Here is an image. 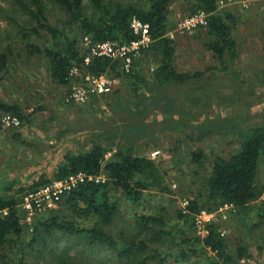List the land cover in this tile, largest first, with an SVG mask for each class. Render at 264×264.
Returning a JSON list of instances; mask_svg holds the SVG:
<instances>
[{
	"label": "rangeland",
	"instance_id": "374dc122",
	"mask_svg": "<svg viewBox=\"0 0 264 264\" xmlns=\"http://www.w3.org/2000/svg\"><path fill=\"white\" fill-rule=\"evenodd\" d=\"M142 2L149 3L148 0ZM0 6L3 9L0 16L3 36H8L14 39L16 45H21L16 50L15 61L1 82L0 96L7 102L19 103L29 115L28 122L13 126L4 121L7 114L0 111V191L11 183L17 186L18 183L29 181L33 173H40L42 167L51 165L53 169L62 159L57 153H61L63 149L74 153L86 151V143L90 137L85 132L93 128L108 124L107 128H112L108 134L114 135L116 132L123 138L130 130L157 132L155 138L140 145L139 151L159 162L173 193L145 191L138 202L121 197L119 212L108 230L118 240H121V233L125 234L127 241L144 239L148 244L138 254L139 260L154 255L157 250L159 255L150 259L148 264H158L164 256H167L166 264H210L214 260L219 264H226L201 241L194 242L196 237H204L207 233V223L218 222L231 254L237 256L239 249L244 248V255L238 256L240 261L245 260L246 264H264V222L256 213L244 217L236 207L228 204L213 212L203 210L206 213L201 211L194 218H189L188 222L179 213L181 210L185 212L189 199L205 200L206 180L211 175L214 159L217 156L227 158L241 147L236 140L227 136L228 131L237 125L250 127L264 124V0H219L220 10H231L237 17L234 35L239 56L227 72H210L205 78L194 79L185 85H174L166 90H158L155 86L149 88L147 83L153 81L152 67L157 66L161 58L160 52L152 43L143 53L147 57L146 63L136 67L143 73L145 81L136 83L134 78L122 73L115 77L114 90L119 91L118 94L114 92L101 99H93L87 105L67 102L71 82L69 85L54 83L48 59L40 54L29 55L25 45L22 46V38L16 32L14 19H18V10L13 0H0ZM190 6L189 0H173L170 6L169 34L175 42L176 67L181 72L190 73L203 71L209 66L219 67V61L206 47L210 40L206 31L207 24H198L191 29H182L180 26L194 14L191 13ZM53 13V23L58 21L57 25L62 27L61 12L56 10L54 16ZM72 34L77 37L79 46L83 47V38L78 30ZM29 42L51 45L45 34L33 36ZM227 87L231 88L228 90ZM231 89L237 94L232 95ZM200 93L202 98L207 95L203 103H192L190 98ZM117 96L125 97L123 102L131 107L133 99L138 102L148 96L150 99L145 104L150 106L146 111L132 112L131 107L127 108L117 102ZM154 99L162 103L153 104ZM164 100H168V103L164 104ZM188 109L191 111H187ZM115 119L123 120L125 124L114 125ZM168 120H180L187 124L185 126L195 127L198 131L213 129L215 135L205 141H190L183 131L165 129L164 125L169 123ZM17 133L22 140L31 144L17 140ZM81 133L83 135L78 142L71 140L74 134ZM195 150L205 153L202 165L192 161L191 153ZM112 155V151L108 152L106 161ZM105 176L103 173L98 178L105 179ZM263 199L264 195L255 203L259 205ZM60 201L53 208L36 216L31 226L24 217L23 208L19 206L24 231L15 242L0 248V264L17 263L22 257L31 263L56 264L51 253L44 259L34 258V254L22 242L31 238L38 220L49 216L52 209L63 211ZM140 214L163 217L167 224L165 229L171 235L154 240L151 230L142 232L137 224V216ZM81 223L85 226L92 224L89 219H83ZM186 238L188 241L183 243ZM58 245V254H69L80 264H135L136 261L135 257L120 259L111 249L101 245L91 251L83 239L68 238L60 240ZM182 249L186 254L180 256ZM193 250L197 254H193Z\"/></svg>",
	"mask_w": 264,
	"mask_h": 264
},
{
	"label": "trees",
	"instance_id": "16d2710c",
	"mask_svg": "<svg viewBox=\"0 0 264 264\" xmlns=\"http://www.w3.org/2000/svg\"><path fill=\"white\" fill-rule=\"evenodd\" d=\"M148 1L149 3L142 0H13L18 10L16 15L18 19H14L16 32L20 34L22 38L20 43L22 46L25 45L29 55L40 54L48 59L52 81L59 85L70 84L71 70L75 66L91 74H108L115 78L124 73L134 78L136 83L145 81L143 73L136 69L138 65L143 66L146 63L145 54L134 62L130 72L123 71L120 63L109 57H96L85 66L82 55L84 47L79 46L77 37L72 34L78 30L82 38L90 36L93 41L114 40L128 43L139 38L131 27L132 19L135 17L149 24L154 39L153 46L161 54L158 65L152 72L153 81L147 83L149 88L155 86L158 90H166L174 85H185L194 79L207 77L210 72L223 74L236 63L239 56L234 35L237 17L231 10H220L219 0H189L192 14L204 11L207 15L206 31L210 40L206 47L213 52L221 65L216 68L209 66L195 73L181 72L176 67L175 42L169 34L171 31L169 14L173 0ZM56 10L61 12L62 27L57 25L58 21H55L56 24L52 21V13L54 12V16ZM2 12L0 6V16ZM3 33L4 30L0 27V86L10 65L15 61L16 50L18 51L21 46L16 45L14 39L8 36L5 38ZM43 34L49 37L51 45L29 42L31 37ZM230 88L227 87L228 90ZM114 92L119 93L114 90L110 94ZM110 94L94 96L92 100ZM201 94L192 96L190 101L201 105L207 97L206 95L202 98ZM231 94L235 95L237 92L231 89ZM146 98L138 102L131 99L132 107L125 105L123 102L125 97L120 96L116 100L127 108L131 107L132 112H139L148 110L150 105H146L145 102L150 97ZM156 100H153V104L162 103ZM163 103H168V100H164ZM0 111L19 118L21 123L29 121V115L19 103L7 102L1 96ZM168 121L169 123L164 125L165 129L183 131L190 141H205L215 135L213 129L198 131L195 127L185 126L187 124L180 120ZM116 124L124 125L125 122L115 119L114 125ZM107 127L108 124H105L101 128L96 127L85 132L90 137L86 143V151L74 153L61 149V153L57 154H60L62 159L53 169L51 165L42 167L40 173H33L29 181L18 183L17 186L11 183L0 191V248L22 236L24 223L19 206L27 193L54 179H65L83 172L87 175L85 180L79 182L61 199L63 211L52 209L49 216L39 219L31 238L22 242V245L28 246L30 253L37 259H44L51 253L56 264H80L71 255L56 252L60 240L68 238L83 239L91 251L101 245L111 249L120 259L135 257V264H148L150 259L159 255L156 250L154 255L139 260L138 254L148 244L144 239L138 241L134 238L127 241L125 234L121 233V240H118L108 230L119 212L121 197L138 202L143 198L145 191L173 193L159 162L150 156L140 154L139 151L140 145L155 138L157 132L130 130L123 138L116 132L114 135L108 134L112 128ZM82 135L83 133L74 134L71 140L78 142ZM227 136L236 140L241 147L227 158L217 156L214 159L211 175L206 180L205 200L189 199L185 212L183 210L179 212L180 217L186 222L203 210L213 212L227 204L236 207L241 216L248 217L256 213L264 222V199L259 205L255 203L264 195V124L250 127L237 125L228 131ZM15 138L24 144H31L22 140L19 133L15 134ZM111 151L112 158L106 161V154ZM191 154L192 161L202 165L205 153L202 150H195ZM103 173L106 174L105 179H95ZM88 176L95 178L89 179ZM83 219L91 220L92 224L83 225L81 223ZM137 224L142 232L151 230L154 240L171 235L170 231L165 229L167 226L165 220L159 215L140 214L137 216ZM206 230L204 237L198 236L194 242L201 241L226 264H244L238 256H243L246 249L240 248L237 256L231 254L218 222L207 223ZM187 241L186 238L182 242ZM192 252L197 254L196 250ZM185 254L186 251L182 249L180 256ZM18 261L7 264H39L31 263L25 257ZM87 261L88 259L85 263ZM166 261L167 256L161 257L158 264H166ZM210 264L219 262L214 260Z\"/></svg>",
	"mask_w": 264,
	"mask_h": 264
},
{
	"label": "built area",
	"instance_id": "2783aa9c",
	"mask_svg": "<svg viewBox=\"0 0 264 264\" xmlns=\"http://www.w3.org/2000/svg\"><path fill=\"white\" fill-rule=\"evenodd\" d=\"M207 15L204 11H198L189 16L181 23V28L191 29L198 24H207ZM133 31L139 35V38L128 43H121L114 40L93 41L90 36L83 38V58L85 66L90 64L96 57H109L113 61L120 63L125 72H130L134 62L141 58L146 50L154 41L151 36L149 24L142 22L138 18H133L131 22ZM154 70V68L152 69ZM71 90L66 97V101L86 105L94 96L110 94L114 91L115 78L108 74H91L84 72L78 66L71 70ZM4 121L8 125L19 126L21 121L15 116L7 114ZM87 175L83 172L70 175L65 179L52 180L48 184L30 191L24 197L21 207L25 214L24 217L32 225L36 216L43 214L53 208L62 198V196L71 191L79 182L85 180ZM94 179L93 176H88ZM96 180H100L98 177ZM6 212V211H5ZM203 213H206L203 211ZM33 229V227H31ZM246 264V261H241Z\"/></svg>",
	"mask_w": 264,
	"mask_h": 264
},
{
	"label": "crops",
	"instance_id": "0c3cea01",
	"mask_svg": "<svg viewBox=\"0 0 264 264\" xmlns=\"http://www.w3.org/2000/svg\"><path fill=\"white\" fill-rule=\"evenodd\" d=\"M143 55H144V54H143ZM143 55H142V56H143ZM153 68H155V67H152V69H153ZM101 98H103V97H100V99H101ZM90 102H91V101H90ZM165 115H166V113H165ZM165 115H164V116H165ZM167 115H168V113H167Z\"/></svg>",
	"mask_w": 264,
	"mask_h": 264
}]
</instances>
